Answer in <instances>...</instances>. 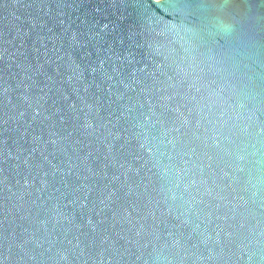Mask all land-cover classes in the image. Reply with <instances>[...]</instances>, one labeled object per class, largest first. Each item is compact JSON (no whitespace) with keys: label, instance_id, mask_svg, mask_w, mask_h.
Segmentation results:
<instances>
[{"label":"water","instance_id":"1","mask_svg":"<svg viewBox=\"0 0 264 264\" xmlns=\"http://www.w3.org/2000/svg\"><path fill=\"white\" fill-rule=\"evenodd\" d=\"M263 2L0 0V264H264Z\"/></svg>","mask_w":264,"mask_h":264},{"label":"bare ground","instance_id":"2","mask_svg":"<svg viewBox=\"0 0 264 264\" xmlns=\"http://www.w3.org/2000/svg\"><path fill=\"white\" fill-rule=\"evenodd\" d=\"M155 1H159V0H155ZM230 1H232V0H224V4H226V3H228V2H230ZM263 4V6H264V2L262 3ZM218 25L221 27V28H223V29H227L229 26H227L225 23H223V22H219L218 23Z\"/></svg>","mask_w":264,"mask_h":264}]
</instances>
